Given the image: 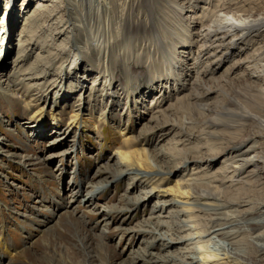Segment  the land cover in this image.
<instances>
[{
  "label": "rangeland",
  "instance_id": "rangeland-1",
  "mask_svg": "<svg viewBox=\"0 0 264 264\" xmlns=\"http://www.w3.org/2000/svg\"><path fill=\"white\" fill-rule=\"evenodd\" d=\"M223 2L85 0V10L60 7L52 17L44 14L32 23L33 45H26L27 56L17 65L23 19L9 41L0 35V247L8 246L0 249V264H132L141 238L126 237V230L158 214L152 209L168 216L169 207L156 203L191 204L192 194L214 192L212 187L231 198L222 184L229 161L220 140L207 133L229 136L235 120L220 115L224 127L204 130L194 105L179 101L209 61V51L197 56L201 44L192 19L206 22ZM7 3L3 0L0 18ZM21 3L13 0L11 7ZM6 45H11L9 53ZM260 45L257 40L248 52ZM243 55H227L213 79L203 78L212 93L202 104L219 107L227 98L239 99L236 91L245 84L231 66ZM125 152L134 162L139 154L147 156L148 167L140 162L131 168L149 180L97 176L105 166L122 162ZM195 179L201 183L192 192ZM99 184L107 188L86 208L83 197ZM132 201L139 203L132 206ZM176 219L172 222L187 220Z\"/></svg>",
  "mask_w": 264,
  "mask_h": 264
},
{
  "label": "bare ground",
  "instance_id": "bare-ground-1",
  "mask_svg": "<svg viewBox=\"0 0 264 264\" xmlns=\"http://www.w3.org/2000/svg\"><path fill=\"white\" fill-rule=\"evenodd\" d=\"M11 2L13 0L4 5V15L0 18V35L1 38L9 41L13 36L14 26L20 19H23L21 27L17 31L19 32L17 39L19 45L18 57L14 61L16 65L26 58V52H28L26 45H33L30 39L31 36H34L31 33L33 32L31 26L38 18L44 14H49L52 17V14L60 7L67 8L68 12L71 9L78 11V7L86 9L85 0H79L77 5L71 3L70 0H37L33 11L28 9L33 5L34 0H22L21 5H16V7H11ZM2 4L3 0H0V8ZM217 7L219 10H216V14L207 17L206 22H200L199 19L205 18L199 16L192 19L194 20L193 24H196L195 26L198 28L194 33L195 37L201 44L198 46L197 56L209 51L206 56L209 61L200 70L201 77H197L199 80H195L197 82L194 86L187 90L189 94L186 95L182 92L181 94L184 95L179 98V101L185 100L194 105L196 111L199 112L197 115L203 118L204 130L224 127L225 123L220 121L222 119L220 115H224L226 119L229 118V121L235 120L233 121L235 125L230 126L233 134L229 136H216L215 133H207L208 138L220 140L218 145L221 146L222 156H226L229 161V164L225 166V173H228L229 176L222 184H226L230 190L231 198H226L228 194L220 187H212L214 192H206L202 196L192 194L193 203L191 204L170 201L159 205L156 203L154 207H169L166 212L168 216H163L165 210L152 209L153 214H158L150 216L147 222L137 223L132 230H126V237L131 233V237L135 236L136 241L141 238L142 247L138 248V251H133L137 257L135 260L131 258L132 264H221L220 262L223 260L225 261L223 264H264V210H262L264 209V0H225L215 8ZM26 13L27 17H22ZM59 35H63V31H60ZM257 40H261V45L255 47L251 53L248 52ZM10 51L11 45H6L5 53ZM235 54H245L231 66L232 74L238 73L235 76H238L245 84L244 88L238 89L237 94L235 93L239 99L227 98L228 101L220 104L219 107L202 104V101H205V98L212 93L211 88L205 87L201 83H204L203 78L213 79L218 68L227 63V55L232 57ZM197 63L199 62L197 61ZM213 63L215 66L209 68L208 66ZM191 71L194 73L193 69ZM196 75L198 74L195 73V77ZM10 77L12 76L5 80L8 89L13 83ZM186 102L180 104L182 108ZM242 134L246 135L245 139L237 141L235 137ZM183 136L190 138L189 135ZM248 142H252V144L247 148L245 146L244 149V144ZM126 144L129 145L130 142H126ZM130 153H123V158H120L123 163L107 165L97 176L108 173L116 181L122 176L133 175L134 179L141 183L149 180L148 176L142 177L138 171L131 168L133 164L139 163L138 165H140V162L144 163V167H148L147 156L143 154L140 157L138 153L134 162ZM249 154L251 155L247 156ZM237 157L244 158L237 160L235 159ZM127 164L130 167H127ZM121 167L124 168L123 171L120 169ZM152 171L150 170V172ZM152 174L156 177L159 175ZM164 174L169 177L170 172ZM200 183L197 179L192 180V189L190 190L193 192V186ZM106 188L100 184L90 188L88 194L83 197L84 206L86 208L91 206ZM198 190L200 191V189ZM151 191L158 192L156 189ZM190 195L189 193V198ZM175 196L176 194L173 197ZM199 201H203V203ZM138 203V201H132V206ZM186 212L197 213V215L188 217L189 214ZM178 216H184L187 220L172 222L179 220L176 219ZM248 216L250 218H247ZM103 217L110 218L111 216L104 214ZM198 221L201 223L199 224ZM138 236L140 237L137 238ZM216 238L220 242L215 241ZM1 248L8 249V246L3 244ZM21 255H24L23 252L19 257ZM113 259H117L116 255L113 256Z\"/></svg>",
  "mask_w": 264,
  "mask_h": 264
}]
</instances>
